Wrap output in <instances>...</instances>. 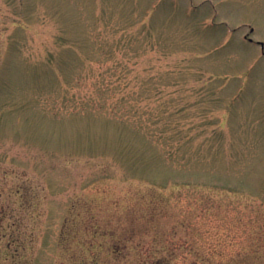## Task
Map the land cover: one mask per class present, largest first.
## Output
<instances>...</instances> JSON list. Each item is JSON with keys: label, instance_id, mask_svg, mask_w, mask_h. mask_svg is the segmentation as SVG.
Here are the masks:
<instances>
[{"label": "rangeland", "instance_id": "rangeland-1", "mask_svg": "<svg viewBox=\"0 0 264 264\" xmlns=\"http://www.w3.org/2000/svg\"><path fill=\"white\" fill-rule=\"evenodd\" d=\"M0 264H264V0H0Z\"/></svg>", "mask_w": 264, "mask_h": 264}]
</instances>
